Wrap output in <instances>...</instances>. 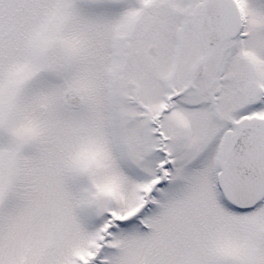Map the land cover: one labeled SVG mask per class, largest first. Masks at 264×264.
<instances>
[{"label":"snow or ice","instance_id":"obj_1","mask_svg":"<svg viewBox=\"0 0 264 264\" xmlns=\"http://www.w3.org/2000/svg\"><path fill=\"white\" fill-rule=\"evenodd\" d=\"M0 264H264V0H0Z\"/></svg>","mask_w":264,"mask_h":264}]
</instances>
